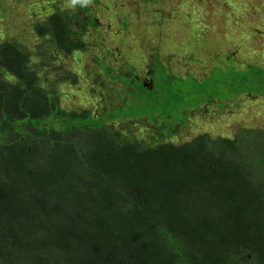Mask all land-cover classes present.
Returning a JSON list of instances; mask_svg holds the SVG:
<instances>
[{
    "label": "trees",
    "instance_id": "trees-1",
    "mask_svg": "<svg viewBox=\"0 0 264 264\" xmlns=\"http://www.w3.org/2000/svg\"><path fill=\"white\" fill-rule=\"evenodd\" d=\"M88 22L68 0H0V264H264V130L171 139L202 106L264 96V65L227 56L206 96L160 47L152 87L111 50L94 112L63 103L78 79L59 65L88 51Z\"/></svg>",
    "mask_w": 264,
    "mask_h": 264
},
{
    "label": "rangeland",
    "instance_id": "rangeland-1",
    "mask_svg": "<svg viewBox=\"0 0 264 264\" xmlns=\"http://www.w3.org/2000/svg\"><path fill=\"white\" fill-rule=\"evenodd\" d=\"M97 1V4L92 0L87 4L99 23L96 30L89 28L85 32L88 51L62 57L59 63L75 71L78 79L71 88L68 85L63 87L64 104L72 100L76 105L71 106H84L94 112L99 110L105 91L101 92L96 87L100 82L110 80L92 64V59L94 55L107 57L111 50L115 52L116 62L124 59L135 66L137 75L144 76L149 50L160 47L164 59L169 53L171 62L173 59L176 61L172 72L184 77L189 72L204 88L206 96L219 92L221 96L224 91L211 72L215 67H228L227 56H230L231 62L251 59L264 65V0ZM257 5L259 8H255ZM146 8L153 13L150 14ZM131 13L135 15L130 17L125 30L119 24V16ZM107 59L111 61V58ZM91 84L99 93L95 97L88 90ZM194 87L198 88V85L194 83ZM241 97L236 100V107L225 103L227 108L223 109V104L218 102L202 106L200 111L187 116L188 124L176 126L177 133L171 139L180 143L203 133L213 137H232L239 126L264 130V96ZM184 117L183 114L175 115L177 120ZM131 123V134L135 137L144 139L150 133L145 126L134 121Z\"/></svg>",
    "mask_w": 264,
    "mask_h": 264
},
{
    "label": "flooded vegetation",
    "instance_id": "flooded-vegetation-1",
    "mask_svg": "<svg viewBox=\"0 0 264 264\" xmlns=\"http://www.w3.org/2000/svg\"><path fill=\"white\" fill-rule=\"evenodd\" d=\"M94 2V1H93ZM68 3H70V2H68ZM89 18H90V15L88 16ZM86 22L87 21H89V20H93V19H87V17L86 16H84V18H83ZM95 21H96V18H95ZM90 22V21H89ZM87 23V24H85L84 26L86 27V30L84 31V32H86L87 31V29H89V28H92L91 26H90V23ZM96 23L97 24H99L97 21H96ZM99 27V25L97 26V28ZM93 28H95V27H93ZM92 28V29H93ZM97 28H95V30L97 29ZM94 30V29H93ZM117 35H119V34H117ZM153 47H151V49L149 50V54H150V60H146V63H145V69H144V76H140V75H136L135 76V81H136V83H139V84H141V85H143L144 87H148V86H150V87H152L151 85L153 84V74L154 73H152V70H151V66L153 65H151V60H154V54H153V50L154 49H152ZM152 51V52H151ZM157 52V51H156ZM154 53H155V50H154ZM109 58H111V60L112 61H115V57H112V56H110ZM124 60V59H123ZM150 61V64L148 65L149 66V68H147V64H148V62ZM123 62V61H122Z\"/></svg>",
    "mask_w": 264,
    "mask_h": 264
},
{
    "label": "clouds",
    "instance_id": "clouds-1",
    "mask_svg": "<svg viewBox=\"0 0 264 264\" xmlns=\"http://www.w3.org/2000/svg\"><path fill=\"white\" fill-rule=\"evenodd\" d=\"M90 2L91 0H70V4L72 6H76L77 4H79L80 6H86Z\"/></svg>",
    "mask_w": 264,
    "mask_h": 264
}]
</instances>
